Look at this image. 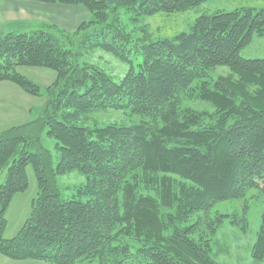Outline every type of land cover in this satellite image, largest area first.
I'll list each match as a JSON object with an SVG mask.
<instances>
[{
  "label": "trees",
  "instance_id": "16d2710c",
  "mask_svg": "<svg viewBox=\"0 0 264 264\" xmlns=\"http://www.w3.org/2000/svg\"><path fill=\"white\" fill-rule=\"evenodd\" d=\"M34 1L81 5L90 17L74 31L47 23L0 34V82L41 96L42 88L18 69L56 73L35 117L0 131V170L7 169L0 184V254L53 264L95 258L99 264H219L201 228L214 236L230 215L213 216L211 209L250 190L264 194V58L241 54L264 37V8L216 10L174 36L143 31L134 38L122 9L139 18L186 12L208 0ZM87 46L114 54L128 71L115 80L81 62L80 48ZM220 66L230 72L212 77ZM197 100L210 108L185 105ZM110 109L141 120L94 123V113ZM44 132L56 140V163ZM28 165L39 191L20 232L7 239L6 212L28 187ZM71 171L86 182L65 196L58 176ZM141 184L153 192L141 191ZM253 255L264 258V225Z\"/></svg>",
  "mask_w": 264,
  "mask_h": 264
},
{
  "label": "rangeland",
  "instance_id": "374dc122",
  "mask_svg": "<svg viewBox=\"0 0 264 264\" xmlns=\"http://www.w3.org/2000/svg\"><path fill=\"white\" fill-rule=\"evenodd\" d=\"M253 7L264 8V0H208L202 5L190 9L186 12L172 14H156L137 18L130 10L122 9L121 19L126 29L132 33L134 38H139L143 31H150L153 38L171 37L179 32L189 30L197 16L203 13H213L216 10L231 11L237 8ZM82 42V41H81ZM80 42V43H81ZM88 45V44H87ZM85 53L80 57L81 62L93 63L104 69L115 80L122 78L128 71L129 66L117 58L114 54L100 49H90V47L80 48V52ZM242 56L245 58H264V37H255L253 42L242 50ZM141 58V56H140ZM137 62V61H136ZM21 71L29 76L33 82L38 84L42 90L41 96H30V100L16 96L18 91H23L16 84L5 81L0 82V98L3 96L13 97L20 105L31 104L41 107L45 103V89L52 84L56 78L53 70L45 68L22 67ZM229 68L220 66L212 71V77L217 75H227ZM8 83H10V86ZM10 99V97H9ZM186 106L196 109L210 108V105L202 101H186ZM39 106V107H38ZM36 112V111H35ZM94 123H136L141 120L139 115H132L128 110H105L94 113ZM43 145L48 148L56 163V140L48 136L45 132L42 134ZM6 168L0 170V184L6 178ZM28 187L18 192L12 197L10 205L6 212L7 225L4 231V237L7 239L18 235L24 223L31 214L32 201L36 198L39 188L38 181L32 165L27 167ZM86 182V176L78 171H71L58 176V184L61 192L65 196L73 195L77 188ZM141 191L151 192L145 185L141 184ZM153 192V191H152ZM227 213L229 218H225L214 236L206 231L205 227L201 231L207 233L211 240L212 254L219 264H264V258H254V245L258 240L262 227L264 225V194L257 190H250L243 199H229L218 202L211 209L213 216ZM196 214L192 216L189 223L195 222L198 218ZM0 264H53L45 260L27 259L13 260L0 254ZM79 264H99L97 258L85 260Z\"/></svg>",
  "mask_w": 264,
  "mask_h": 264
},
{
  "label": "crops",
  "instance_id": "0c3cea01",
  "mask_svg": "<svg viewBox=\"0 0 264 264\" xmlns=\"http://www.w3.org/2000/svg\"><path fill=\"white\" fill-rule=\"evenodd\" d=\"M89 17V11L81 5L51 4L34 0H0V34L29 31L47 23L67 31H74ZM18 70L27 76L21 68ZM8 84L7 86H10V83ZM13 95L0 98V131L22 124L36 115V106H31L30 103L18 104V101L23 99L30 100V96L33 95L18 91L16 96L22 98V100L17 99L18 101Z\"/></svg>",
  "mask_w": 264,
  "mask_h": 264
}]
</instances>
